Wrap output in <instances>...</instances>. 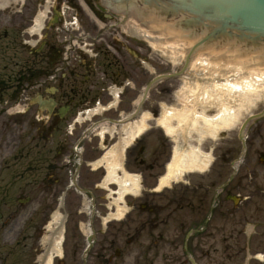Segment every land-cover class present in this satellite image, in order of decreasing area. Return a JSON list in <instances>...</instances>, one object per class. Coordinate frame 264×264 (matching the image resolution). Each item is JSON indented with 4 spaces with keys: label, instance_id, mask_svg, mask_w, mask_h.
Listing matches in <instances>:
<instances>
[{
    "label": "rangeland",
    "instance_id": "obj_1",
    "mask_svg": "<svg viewBox=\"0 0 264 264\" xmlns=\"http://www.w3.org/2000/svg\"><path fill=\"white\" fill-rule=\"evenodd\" d=\"M120 19L122 18L120 17ZM122 26L125 27V21ZM169 34L171 38L169 40L173 42L172 45L168 43L171 49L181 48L179 53H182L183 49L179 43L186 42V39L170 31ZM161 36L165 46L167 39L164 35ZM146 47L148 49L144 52H152L154 56L155 70L149 75V80L157 73L166 72L167 69L171 72L178 71L182 67V59L172 57L170 67H168L162 62L161 51L151 48L148 44ZM234 48H240V46L236 47V45L227 43L219 47H212V50L199 51L211 55V61H213L206 68L201 65L203 72L200 76L201 79L198 80L201 84L207 81L205 88L210 94L204 100L208 106L205 108L206 115L214 117L217 114L226 113L236 117L232 125L220 127L215 137L206 136L204 138L201 148L211 155L209 167L203 173L189 174L184 178L186 180L184 182L172 184L173 190L166 187L152 193L144 190L143 196L141 195V198L135 200H132V196L126 197L128 210L132 207L130 202L137 205L131 209L134 214L130 219V229L133 230L137 226L144 227V223L148 221L149 216L138 207L141 201H149V204L154 207V213L158 214L155 217H159L162 222L158 230L153 229L154 226L151 223L146 225L148 229L138 242L124 247L126 252L132 253L129 260L136 259L133 264H140L143 258L153 257L160 262L158 264H161L162 260L168 258L167 255L172 254L173 258L184 257L181 247L175 244L181 243L179 241L181 239L180 231L195 227V223L198 224L200 219L207 216L213 205L211 202L215 189L232 173V162L239 156L242 149L238 133L244 122V117L264 109V80L262 85H255L257 86L255 91L254 88L249 91L248 86L241 82L242 76H247L250 72L255 71H259V74H262L264 78V63L261 62L262 59L264 62L263 53L248 51L250 56L245 52L240 55L233 50ZM5 53H7L6 45L3 47L0 39V79H3L2 75L6 74L7 77L12 73L10 66L6 70L3 68ZM199 56L202 55L197 57ZM6 61L8 60L6 59ZM12 62H17V60H12ZM255 66H259L261 69H252ZM216 68L218 69L215 74L217 79L212 80V72ZM194 70L195 66L193 65L192 72ZM225 72L226 75L222 76L221 74ZM226 77L234 80V87L231 90H227L226 87L214 88L208 85L214 80H219L218 83L223 85ZM184 80L183 77H173L165 79L153 87L145 104L146 112L156 115L161 114L164 107L181 109L187 106L186 99L191 96V92L185 93L190 89ZM194 81L197 80L194 79ZM12 91L13 88L9 93L11 94ZM135 92L141 94V89L138 88ZM197 99L195 97V100ZM198 102L199 100H197V104ZM203 105V103L198 104L196 111L204 112ZM100 116H96L94 119H99ZM103 116L118 117V114L116 109H111L107 110ZM34 121L33 115L29 116L25 123H20L18 119L14 122L11 116L10 118H1L0 208L3 206L5 217L0 227V264H38V258L44 251L41 237L63 195L64 200L60 211L65 216L66 235L63 254L55 258L54 264H84L86 261L87 264H103L106 257L115 256L116 239L126 235L124 231L120 235V221L114 219L109 222L104 221V218L111 212H116L117 206L113 205V202H116L114 197L117 198V194L113 192L118 190V187L115 184H110L107 188L100 186L104 169H94L91 164L94 159L104 153L103 138L100 139L95 135V132H90L81 144L83 146L81 156L85 161L78 172V183L93 193L97 213L92 218V214L84 208L83 195L74 187H68L78 167L79 155L73 151V146L89 122L76 124L75 130L71 134L67 127H63L59 131H52L48 129L49 124H42L37 129ZM150 125H154V120L150 121ZM41 133L42 135H40ZM247 135L246 158L235 179L228 186V190L230 189L229 191L234 195H239L241 201L234 205L231 200L226 198L227 192H223L219 196L212 217L206 225L210 231H202V243L205 244L202 247V254L205 255L207 248L212 244H225L224 236L233 232L235 236L230 243H236V241L242 243L243 235L248 239L247 251L251 253L250 264H264V257L257 256L261 253L264 254V117L251 125ZM194 137H196V133ZM115 139L107 135L105 144H110ZM141 141V144L145 145V149L140 157H144L148 163L152 162L153 169L147 168L148 165L141 166L139 159H136L139 147L134 148L135 153L133 154L128 152L127 167L129 170L143 171V183L145 187L149 188L155 186L160 175L165 172L164 165L171 158L174 143L165 137L162 130L154 127L143 135ZM98 142H101V148L98 147ZM187 184L190 190L187 195L183 196V200H179L182 193L185 192L184 185ZM28 196L31 197L30 203H22V200ZM90 206L92 207V205ZM91 219L96 230V241L89 254H85L86 227ZM158 232H163L165 237L160 236ZM151 233L155 237H152ZM239 233L241 235H238ZM247 233L250 238H247ZM210 234L215 236H208ZM153 239L155 240L153 247L156 250L155 255L147 256L146 251ZM174 240L178 241L174 242ZM157 244L160 246L158 247ZM103 248L107 250L106 257L102 256L101 259L99 255L103 252ZM221 253V251L212 252L211 259H208L209 264L225 263L220 256ZM141 254H144L145 257H140ZM157 254L159 257H156ZM120 261L121 259H114L113 264ZM227 264H233V262L227 260Z\"/></svg>",
    "mask_w": 264,
    "mask_h": 264
},
{
    "label": "flooded vegetation",
    "instance_id": "obj_2",
    "mask_svg": "<svg viewBox=\"0 0 264 264\" xmlns=\"http://www.w3.org/2000/svg\"><path fill=\"white\" fill-rule=\"evenodd\" d=\"M4 2L0 10V28H4L2 38L7 51L20 57L16 67L21 81L20 96L28 98L29 92L48 91L49 98L54 102L51 111L54 123L72 121L76 110L91 105L92 99L100 97V90L106 84H137L139 76L149 72L145 62L139 63L138 55L127 57L123 52L126 49L123 43L112 37L103 43L97 25L74 7L72 0ZM62 4L66 9L58 12ZM109 33L113 31L109 30ZM132 88H136V85ZM141 232L142 229L130 237L129 242L138 239ZM196 239L198 242L189 248L199 261H203L210 253L203 255L202 237ZM176 245L180 247L179 243ZM153 247L152 243L149 251ZM128 254L125 250L120 252L124 260L121 264L131 263L126 259ZM186 255L187 258L167 255L168 258L161 264H192ZM157 263L154 257L141 261V264Z\"/></svg>",
    "mask_w": 264,
    "mask_h": 264
},
{
    "label": "bare ground",
    "instance_id": "obj_3",
    "mask_svg": "<svg viewBox=\"0 0 264 264\" xmlns=\"http://www.w3.org/2000/svg\"><path fill=\"white\" fill-rule=\"evenodd\" d=\"M130 10H132L136 15H137V21L138 25H137V21H135L134 23V30L133 32L135 34L138 35H142V33H144V29L141 27V21L142 19H146V22H149L148 27L150 29H159V30H163V31H167V32H171L174 33L175 35L179 36L180 34L183 33H188V31H184L181 28H183L182 26L167 22V19L165 17V13L157 15L156 16V10L153 11H144L142 12L137 6H132V7H128ZM164 8H167L166 6H164ZM167 12L169 10H166ZM147 14V18H142L141 16H143V14ZM169 14H171L170 12H168ZM172 16V15H171ZM173 17V16H172ZM175 20H185L182 16H175ZM162 34H164L165 32L160 31ZM191 34V31L190 33ZM153 44L159 48H164V46L161 43H158L155 39L152 41ZM183 48L184 46L189 45L188 43H181L180 44ZM177 46V44H176ZM170 45H167V48H169ZM171 48V47H170ZM184 50V49H183ZM208 53V52H207ZM211 53V52H210ZM202 56L196 57V59L194 60V66L195 68H198L200 65H202V67H207L210 63L212 64L213 61H211V55H206V52L201 54ZM210 56V57H209ZM198 63V64H197ZM252 69H258L260 70L261 68L259 66H255ZM217 70L213 71V74L217 73ZM197 75V74H195ZM226 75V72L223 73V76ZM228 78V77H226ZM243 79L241 82L246 85V86H250L249 88L255 91L258 85H261L262 82V76L259 75V72L255 71L252 72L251 74L247 75V76H243ZM257 85V86H255ZM206 84H201L199 82H195L194 86L190 88L191 91H194V94L198 97V99L200 98H204L207 96V92H205L206 90ZM220 88L222 87H226L227 90H231L232 87H234V83L231 79H227L226 82L223 85L219 86ZM205 88V89H204ZM196 89H198V91H196ZM221 93V91H220ZM208 97V96H207ZM191 100H189L190 102ZM194 102V101H193ZM195 109V106L193 108V110ZM191 110L190 108L185 109V111H166L165 114L163 115V117L159 120L161 124H163L167 130L168 133H172L177 131V129L181 128L184 132H188L190 129L193 128V126L195 125L196 121H197V115H195L194 111ZM222 113L218 114L217 119L211 120L208 118H205V120L207 121L208 125L210 128H208L206 131L214 132L217 128L221 127L222 125L231 123L235 120L234 116L232 114H230L229 116L227 115H222ZM202 116V115H200ZM172 118H177V120H179V126L178 127H171L168 123V121H170V119ZM223 119V120H222ZM222 120V121H220ZM147 125V123L145 122V120H141L137 125H135L131 131L130 136L127 138L126 143L128 144L131 139L133 137H135V135H137L138 133L141 132V130ZM179 151H183L180 149H176L175 150V156H174V162L172 165H170L169 167V171L167 173V175L162 179L161 185H165V184H169L170 180L175 177L177 170L179 169V164L182 161V159L184 158V154H180ZM195 161V162H194ZM193 163L191 164V166H189V168L191 167H199V168H203L205 167L208 162H209V158L208 156H204L203 159L200 160H194ZM127 178L129 179H133L131 176H129L128 174H125ZM135 185H137V183H134ZM124 189H128L127 186H124ZM85 208L89 209V204L88 202H86L85 204ZM89 232V231H88ZM64 235H65V216L61 214L60 212V207L57 208V210H55V212L52 215V218L49 222V224L47 225V229L46 232L42 238V243L44 245V247L46 248V252L43 253L42 255H40L39 257V261L40 264H50L53 256L55 254H59L62 251V243L64 240ZM53 252V253H52Z\"/></svg>",
    "mask_w": 264,
    "mask_h": 264
},
{
    "label": "water",
    "instance_id": "obj_4",
    "mask_svg": "<svg viewBox=\"0 0 264 264\" xmlns=\"http://www.w3.org/2000/svg\"><path fill=\"white\" fill-rule=\"evenodd\" d=\"M126 2L128 0H117ZM125 4V3H124ZM161 6L158 10L155 6ZM137 6L142 12L156 10V16L165 13L167 22L187 27L188 23L208 30L203 42H210L218 38L237 37L246 40L248 44L264 42V0H131L126 7ZM166 10H169V14ZM189 14L187 20H175L177 13ZM188 22V23H187ZM238 45H236L237 47ZM249 117L240 131V138L244 142V131L254 118ZM249 116V115H248ZM245 116L244 120L248 117Z\"/></svg>",
    "mask_w": 264,
    "mask_h": 264
}]
</instances>
